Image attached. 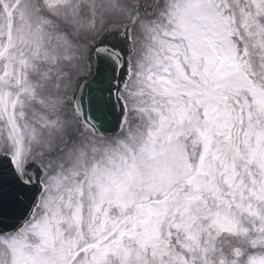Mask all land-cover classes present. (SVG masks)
Wrapping results in <instances>:
<instances>
[{
    "label": "snow or ice",
    "instance_id": "6c2138e0",
    "mask_svg": "<svg viewBox=\"0 0 264 264\" xmlns=\"http://www.w3.org/2000/svg\"><path fill=\"white\" fill-rule=\"evenodd\" d=\"M0 257L264 264V0H0Z\"/></svg>",
    "mask_w": 264,
    "mask_h": 264
},
{
    "label": "bare ground",
    "instance_id": "6f19581e",
    "mask_svg": "<svg viewBox=\"0 0 264 264\" xmlns=\"http://www.w3.org/2000/svg\"><path fill=\"white\" fill-rule=\"evenodd\" d=\"M116 19H117V20H123L121 17H117ZM141 44H142V42L140 41V44H139L137 50H139V49L141 48ZM81 61H82V56H81V57L78 59V61H77V72H78V69L81 68ZM119 135H121L120 132H119L118 134H116V135H112V136H110V137H117V136H119ZM0 259H3V257H0Z\"/></svg>",
    "mask_w": 264,
    "mask_h": 264
}]
</instances>
